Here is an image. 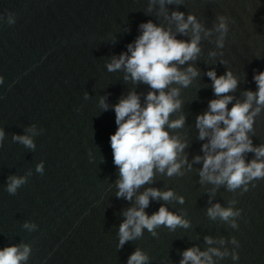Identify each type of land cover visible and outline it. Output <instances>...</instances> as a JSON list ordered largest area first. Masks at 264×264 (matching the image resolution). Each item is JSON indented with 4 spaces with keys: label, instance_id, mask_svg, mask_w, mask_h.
<instances>
[{
    "label": "water",
    "instance_id": "obj_1",
    "mask_svg": "<svg viewBox=\"0 0 264 264\" xmlns=\"http://www.w3.org/2000/svg\"><path fill=\"white\" fill-rule=\"evenodd\" d=\"M147 8L148 0H0L4 16L0 21V75L4 77L0 127L6 132L0 147V250L20 242L30 244L27 264H127L139 247L149 255V264H179L182 251L194 245L207 247L205 235L234 236L239 241V259L229 256L218 264H264V179L255 181L256 186L243 195L224 187L217 191L214 202L222 206L227 207L233 196L238 200L235 207L242 212L239 227L233 229L206 215L208 195L196 171L202 164L183 177L157 175L153 185L144 186L171 188L184 196V204L172 201L167 207L178 214L184 209L191 227L170 232L161 226L157 237L145 230L141 238L117 250L121 212L131 202L115 196L119 169L110 146V136L117 130L115 112L103 111L99 98L108 94V103L115 105L133 87L138 93L150 90L144 84L125 82L122 72L110 73L106 68L113 55L127 51L126 46L140 34L141 23L152 20L166 25L155 9L147 13ZM168 8L193 13L208 28L218 15L229 17L224 48L202 40V54L194 64L201 74L181 89L187 119L176 131L189 141L185 151L191 161L202 155L204 143L197 139L196 117L216 98L204 73L215 69L220 76L231 69L240 81L233 95L240 99L243 90L257 91L253 75L264 71V0H183L179 7ZM8 13L14 14L15 24L7 23ZM126 27L129 32H124ZM177 39L189 37L178 34ZM212 50L222 51L223 56L209 57ZM221 59L227 63L220 64ZM85 92L89 99L84 98ZM32 124L43 129L34 137L35 151L12 141L13 133L23 134ZM254 129V145L264 143V112L256 118ZM252 158L249 153L247 159ZM41 161L42 175L35 171ZM29 169L33 175L28 182L10 195L7 177L24 175ZM163 203L151 201L146 213L150 216ZM24 221L35 223L37 229H23Z\"/></svg>",
    "mask_w": 264,
    "mask_h": 264
},
{
    "label": "clouds",
    "instance_id": "obj_2",
    "mask_svg": "<svg viewBox=\"0 0 264 264\" xmlns=\"http://www.w3.org/2000/svg\"><path fill=\"white\" fill-rule=\"evenodd\" d=\"M182 3L183 0H148L147 13L155 9L157 17H162L166 25H158L152 20L141 23L138 26L140 34L126 46L127 51L113 55L106 63L108 72H122L125 82L137 86L144 84L150 89L147 93H138L133 87L115 105L108 103V94L99 98L103 111L111 108L115 112L117 130L110 136L113 163L119 169V178L114 183L115 196L131 202V207L121 212L124 219L117 231L118 251L126 243L141 238L145 230L157 237V229L161 226L170 232L178 227H191L184 209L178 214L167 207L172 201L184 204V196L177 195L171 188L144 187L153 185L157 175L183 177L193 171L194 165L202 164L196 171L198 182L208 195L206 215L210 220H219L233 229L239 227L237 218L242 212L235 207L238 200L233 196L228 199L227 207L222 206L220 202H214L217 191L224 187L228 192L243 195L250 186H256L255 181L264 179V143L254 145L252 139L255 120L264 112V71L253 75L257 91L243 90L240 93L243 99L233 95L240 81L231 69L220 76L215 69L204 73L212 81L216 98L209 101L207 111L197 115L195 120L197 139L204 141L202 155L193 156L191 161L188 159L185 149L190 146L189 141L176 131L185 126L187 119L182 112L181 89L189 87L201 74L194 64L202 54V40L214 43L216 49L224 48L229 17L218 15L213 26L208 28L193 13L169 12V5L179 7ZM3 19L4 16L0 15V21ZM15 22L14 14L8 13L7 23L12 25ZM129 31L128 27L124 30ZM178 34L189 39H177ZM208 56L222 57L223 52L212 50ZM219 63L225 65L227 61L221 59ZM186 64L187 67H181ZM3 83L4 77L0 75V84ZM84 98H90L88 92L84 93ZM229 104H232L230 109ZM178 112L180 115L173 119V114ZM42 132L43 129L32 124L24 129L23 134L13 133L12 141L35 151L34 137ZM5 138L6 132L0 127V147ZM249 153L253 154L251 160L247 159ZM44 170V162L41 161L35 171L42 175ZM32 175L31 169L24 175H9L6 191L16 195ZM142 187L144 190L141 192ZM151 201L164 203L149 216L145 209ZM37 227L30 221L22 224L28 232L35 231ZM203 240L207 247L202 250L199 245H194L182 251L179 264H218L229 256L233 261L239 259L236 251L239 241L234 236L229 239L205 235ZM229 244L233 245L231 249ZM31 252V245L24 242L6 246L0 250V264H27ZM149 261V255L137 247L128 257L127 264H149Z\"/></svg>",
    "mask_w": 264,
    "mask_h": 264
}]
</instances>
